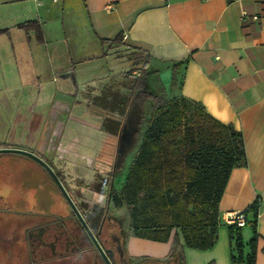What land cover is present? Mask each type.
I'll use <instances>...</instances> for the list:
<instances>
[{"label": "crops", "instance_id": "1", "mask_svg": "<svg viewBox=\"0 0 264 264\" xmlns=\"http://www.w3.org/2000/svg\"><path fill=\"white\" fill-rule=\"evenodd\" d=\"M25 22L38 23L41 42L20 28ZM0 31V148L57 158L70 198L86 214L95 206L120 217L125 206L116 208L111 194L125 183L114 188L117 158L136 138L138 152L151 115V100L142 102L137 91L197 102L241 132L246 157L219 199L216 241L200 250L185 246L177 228L165 242L130 230L128 255L136 264H264V0H0ZM109 65L128 67L121 81L101 86L95 68ZM136 69L139 88L130 75ZM78 157L89 167H61L77 165ZM28 169L39 180L42 171ZM254 203L256 217L247 211ZM239 211L248 222L241 227L244 261L234 262L224 219ZM252 221L257 239L249 263ZM174 235L183 262L169 258Z\"/></svg>", "mask_w": 264, "mask_h": 264}, {"label": "trees", "instance_id": "2", "mask_svg": "<svg viewBox=\"0 0 264 264\" xmlns=\"http://www.w3.org/2000/svg\"><path fill=\"white\" fill-rule=\"evenodd\" d=\"M20 28L34 30L36 39L42 41L37 22H25ZM113 42H119V37ZM175 73L173 67L172 84ZM133 81L139 88V76ZM137 95L142 96V102L151 100V115L122 189L119 194L111 189L114 201L127 208L128 227L134 236L165 242L170 231L177 228L185 246L208 249L216 241L217 206L229 173L232 168L246 164L242 134L231 125L218 122L199 103L183 96L165 100L140 91ZM0 156L34 162L56 187L35 161L17 154ZM257 209L254 203L247 211L256 217ZM250 226L254 233L249 241L251 252L245 261L253 263L257 239L255 221ZM228 236L237 251V257L231 256V260L244 261L241 228L228 226ZM169 258L183 262V246L177 235L173 237Z\"/></svg>", "mask_w": 264, "mask_h": 264}, {"label": "flooded vegetation", "instance_id": "3", "mask_svg": "<svg viewBox=\"0 0 264 264\" xmlns=\"http://www.w3.org/2000/svg\"><path fill=\"white\" fill-rule=\"evenodd\" d=\"M0 186V264H107L66 201L61 208L50 201L48 210L40 209L35 170L0 167ZM73 203L111 264H136L121 217L95 206L86 214L81 203Z\"/></svg>", "mask_w": 264, "mask_h": 264}, {"label": "rangeland", "instance_id": "4", "mask_svg": "<svg viewBox=\"0 0 264 264\" xmlns=\"http://www.w3.org/2000/svg\"><path fill=\"white\" fill-rule=\"evenodd\" d=\"M96 65L98 66V64L96 63ZM105 66V65H104ZM123 68L128 67L127 65L122 66ZM122 67H114V66H110L109 68L110 70L107 71V69L105 67L101 68V67H97L95 68V74H97V79H96V83L100 84L101 86H107V85H111L112 83H116L118 81L122 80ZM116 68V69H115ZM91 72V71H89ZM125 77V76H124ZM13 104V101H12ZM3 113L5 116H8L10 113V109L9 108H5L3 109ZM146 125V123H145ZM144 125V126H145ZM142 127V125H141ZM134 142V141H133ZM132 142V144H133ZM140 139L136 138V142L125 152V154H120L118 155V163L122 164L116 169V173L113 177V184H114V188L116 190H119L121 188V186L123 185V183L126 180L127 174L129 172V169L132 165V162L136 156L137 153V146L139 145ZM50 165L51 168L54 169L55 171L57 170L56 167L57 165H59V161L57 158H55L54 161H47ZM75 163L77 165H72L70 163H62L61 167H64V170H70L72 167H89L88 166V159L87 158H81L78 157L75 160ZM0 167H37L35 165L34 162L30 161V160H24V161H16V160H11L9 157L6 156H0ZM89 169V168H88ZM59 180L62 183L63 187L65 188V190L67 191L68 195L69 193V189L67 188V185L65 183V181H63L62 177L59 175ZM1 187V186H0ZM5 188V187H3ZM38 199H39V203H40V209L41 210H48L49 209V203L48 202H53V206L52 207H64L65 206V199L63 198V196L61 195L60 191L54 187L50 181L48 180V178L46 177V175L43 172H40L39 174V180H38ZM2 191H7V189H4ZM70 196V195H69ZM44 202V203H43ZM114 202V206L117 208L123 206L121 204H119L118 202ZM52 205V204H51ZM122 216L121 217V222H123V226L124 227H128V211L127 208H122Z\"/></svg>", "mask_w": 264, "mask_h": 264}, {"label": "water", "instance_id": "5", "mask_svg": "<svg viewBox=\"0 0 264 264\" xmlns=\"http://www.w3.org/2000/svg\"><path fill=\"white\" fill-rule=\"evenodd\" d=\"M4 153H8V154H17V155H21L24 156L26 158H29L33 161H35L36 163H38L50 176V178L52 179L53 183L56 185V187L58 188V190L60 191V193L62 194V196L64 197L65 201L68 204V207L73 211V213L76 215V217L78 218V220L80 221V223L82 224V226L87 230V232L89 233L90 238L92 239V241L94 242V244L97 246V248L99 249L101 255L103 256L104 260L106 261L107 264H111L109 262V260L107 259V257L104 255V253L102 252V250L100 249L99 245L97 244L95 238L93 237V235L91 234V232L89 231L86 223L84 222L83 218L81 217L80 213L78 212V209L76 208L75 204L73 203L72 199L70 198V196L68 195L67 191L65 190V188L63 187L62 183L60 182L57 174L54 172V170L46 163V161H44L40 156H38L36 153H33L31 151H27V150H23V149H19V148H0V154H4Z\"/></svg>", "mask_w": 264, "mask_h": 264}, {"label": "built area", "instance_id": "6", "mask_svg": "<svg viewBox=\"0 0 264 264\" xmlns=\"http://www.w3.org/2000/svg\"><path fill=\"white\" fill-rule=\"evenodd\" d=\"M105 8L109 10L111 9V6L108 5ZM140 73H141L140 70L136 69L132 71L130 75L133 77H138ZM224 224L227 226H236L239 228L244 227L247 224L246 211H239L227 215L224 219Z\"/></svg>", "mask_w": 264, "mask_h": 264}]
</instances>
